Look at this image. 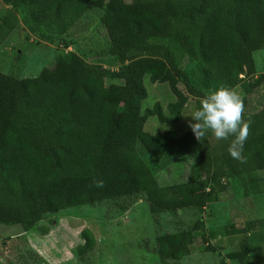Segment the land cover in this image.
Here are the masks:
<instances>
[{
	"label": "trees",
	"instance_id": "1",
	"mask_svg": "<svg viewBox=\"0 0 264 264\" xmlns=\"http://www.w3.org/2000/svg\"><path fill=\"white\" fill-rule=\"evenodd\" d=\"M1 1L30 35L49 44L64 39L88 11L100 9L108 42L92 53L103 64L73 58L76 83L65 81L58 69L35 78L0 70V225L29 232L51 213L103 202H120L128 210L144 198L153 215L200 213L191 229L155 239L161 264L189 256L196 234L205 235L206 209L218 201L217 192L234 179L264 172V107L246 111V96L264 86L254 60L264 48V0ZM14 29L9 18L0 23V47ZM146 77L169 85L176 101L167 112L156 103L143 113ZM108 79L123 83L108 85ZM222 87L245 95L240 100L248 136L240 160L228 152L234 136L217 140L209 133L198 141L190 131L180 141L173 131H145L149 117L177 123L189 98L197 110L210 91ZM138 144L161 167L174 156L197 153L201 178L161 186ZM261 230L263 219L248 221L242 244L227 259L245 264L250 236ZM84 240L80 255L92 246Z\"/></svg>",
	"mask_w": 264,
	"mask_h": 264
},
{
	"label": "rangeland",
	"instance_id": "2",
	"mask_svg": "<svg viewBox=\"0 0 264 264\" xmlns=\"http://www.w3.org/2000/svg\"><path fill=\"white\" fill-rule=\"evenodd\" d=\"M103 15L102 10L91 9L64 39L49 44L30 35L19 15L0 0V23L9 18L15 24V29L0 47V70L19 78H35L58 69L65 81L76 83L79 75L73 70V58L84 63L103 64L92 54L107 46V32L101 23ZM254 60L258 77L264 74V48L254 53ZM111 83L123 82L108 79L107 84ZM145 85L148 97L142 104L143 113L156 103L167 112V106L176 101L168 84H153L146 77ZM235 93L240 99L245 97L240 88ZM246 98L249 102L247 112L260 111L264 107V86ZM189 99L179 122L161 123L152 116L145 124V131L151 134L173 131L182 141L191 131L188 123L196 110V101ZM138 149L161 186L201 178L195 152L174 156L161 167V161L147 153L141 144ZM224 189L221 194L217 192L218 201L206 209L205 235L196 234L191 254L173 264H239L227 259V255L239 249L248 221L264 220V172L251 174L243 180L234 179L226 183ZM200 217L196 209L153 215L144 198L128 210H123L120 202L70 208L47 215L29 232H24L19 225H0V264H161L155 250L156 237L189 230ZM224 227L240 232L227 234ZM85 236L92 246L85 255H80L79 247L86 244ZM250 242L251 254L245 264H264V230L253 233ZM206 247L213 250L207 251Z\"/></svg>",
	"mask_w": 264,
	"mask_h": 264
},
{
	"label": "clouds",
	"instance_id": "3",
	"mask_svg": "<svg viewBox=\"0 0 264 264\" xmlns=\"http://www.w3.org/2000/svg\"><path fill=\"white\" fill-rule=\"evenodd\" d=\"M190 118L188 127L198 141L209 133L217 140L234 136L228 152L233 159H241L248 124L242 121V103L234 91L224 87L210 91Z\"/></svg>",
	"mask_w": 264,
	"mask_h": 264
}]
</instances>
